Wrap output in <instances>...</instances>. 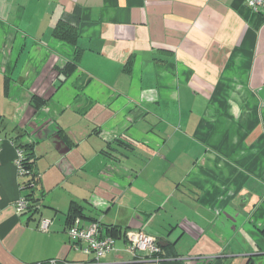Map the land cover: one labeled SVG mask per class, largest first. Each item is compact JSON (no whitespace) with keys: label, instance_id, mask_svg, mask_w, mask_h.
Returning <instances> with one entry per match:
<instances>
[{"label":"crops","instance_id":"1","mask_svg":"<svg viewBox=\"0 0 264 264\" xmlns=\"http://www.w3.org/2000/svg\"><path fill=\"white\" fill-rule=\"evenodd\" d=\"M73 201L119 230L98 259L68 236ZM263 228L264 8L0 0V264H264ZM128 229L158 255H133Z\"/></svg>","mask_w":264,"mask_h":264},{"label":"built area","instance_id":"2","mask_svg":"<svg viewBox=\"0 0 264 264\" xmlns=\"http://www.w3.org/2000/svg\"><path fill=\"white\" fill-rule=\"evenodd\" d=\"M246 6L252 12H259L264 8V0H244ZM23 151L20 148L16 150L15 163L19 171L23 173L21 165ZM29 206V201L26 196L19 197L15 202V209L18 212L24 211ZM50 220L40 219L38 228L41 231H47ZM67 233L70 240L76 246L81 248L84 253L93 252L96 259L103 256L107 251L113 249L114 239L109 235H101L100 225L98 222L82 224L80 218L75 217L67 227ZM124 237L128 243V249L135 255L136 252H141L144 256L158 255L160 245L158 239L142 230L128 229L124 232ZM79 244H82L79 246ZM157 257V256H156ZM43 264H56L55 260H50Z\"/></svg>","mask_w":264,"mask_h":264},{"label":"trees","instance_id":"3","mask_svg":"<svg viewBox=\"0 0 264 264\" xmlns=\"http://www.w3.org/2000/svg\"><path fill=\"white\" fill-rule=\"evenodd\" d=\"M36 104H40V102H37ZM23 151V157L21 161V165L23 168V175L27 177V180L24 182V187L32 188V186L37 182V173L34 170V160L33 154H32V147L29 146H20L19 147ZM29 152H26V151ZM82 213V208L79 203L77 202H71L69 207V213L67 216V222L70 224L71 221L76 217V215H80ZM80 217V216H79ZM262 233H264V228L261 229ZM119 233V230L116 227H110L108 231V235L113 236L115 234Z\"/></svg>","mask_w":264,"mask_h":264},{"label":"rangeland","instance_id":"4","mask_svg":"<svg viewBox=\"0 0 264 264\" xmlns=\"http://www.w3.org/2000/svg\"><path fill=\"white\" fill-rule=\"evenodd\" d=\"M95 160V159H94ZM51 173H53V172H48V174H51ZM84 177V175L83 174H81V178H83ZM89 177V176H88ZM81 181V180H80ZM97 184H98V181L97 180H94V179H92L91 180V183H89V187L91 188L90 190H92V191H90V193H88L90 196H89V198H95L94 196L97 194V193H101V192H103L104 191V189H107V187H109V185H105V184H103V183H99L98 184V186H97ZM95 186H97V187H95ZM79 188V191L81 190V191H83L84 190V188H83V185H81V187H78ZM108 191H111V189H109ZM93 194V195H92Z\"/></svg>","mask_w":264,"mask_h":264}]
</instances>
